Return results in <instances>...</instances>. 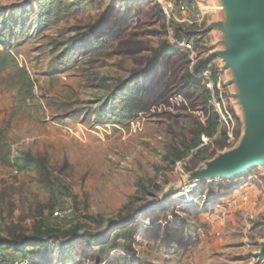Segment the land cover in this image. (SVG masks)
Here are the masks:
<instances>
[{"label":"rangeland","instance_id":"374dc122","mask_svg":"<svg viewBox=\"0 0 264 264\" xmlns=\"http://www.w3.org/2000/svg\"><path fill=\"white\" fill-rule=\"evenodd\" d=\"M239 19L0 0V240L32 253L0 264H264V162L217 172L246 119L226 89L228 115L211 104L204 76L233 71Z\"/></svg>","mask_w":264,"mask_h":264},{"label":"water","instance_id":"95a60500","mask_svg":"<svg viewBox=\"0 0 264 264\" xmlns=\"http://www.w3.org/2000/svg\"><path fill=\"white\" fill-rule=\"evenodd\" d=\"M221 5L227 17L239 15V22L225 25L240 34L235 41L236 50L228 60L235 69L245 72L250 84L238 96L246 119L245 147L237 163L221 162L217 170L235 172L264 162V0H221ZM247 97L251 100L247 101ZM202 171L193 181L201 182L213 174L204 175Z\"/></svg>","mask_w":264,"mask_h":264},{"label":"built area","instance_id":"2783aa9c","mask_svg":"<svg viewBox=\"0 0 264 264\" xmlns=\"http://www.w3.org/2000/svg\"><path fill=\"white\" fill-rule=\"evenodd\" d=\"M162 8L164 15L166 16L168 22L171 21L173 16H184L185 19L193 24H201L204 22L205 17L208 13V10L206 7L199 1V0H155ZM175 44L177 45H183L178 40L175 41ZM206 78L209 79V89L217 87L218 91L220 92V97L217 98L215 94L212 96L211 104H213L214 107L218 109L220 108L221 111L226 112L225 114L228 115V112L224 106L225 99L222 97L223 94H226L225 87H224V81L223 76H221L219 79H216L215 81H212L208 75H204ZM219 113V111H218ZM199 181H197L194 186H198ZM193 187V186H192ZM185 197L184 194H181ZM190 196V195H189ZM188 200V199H185ZM193 199L190 198V201L192 202Z\"/></svg>","mask_w":264,"mask_h":264},{"label":"crops","instance_id":"0c3cea01","mask_svg":"<svg viewBox=\"0 0 264 264\" xmlns=\"http://www.w3.org/2000/svg\"><path fill=\"white\" fill-rule=\"evenodd\" d=\"M208 10V13L205 17L210 18L211 16L215 17H227L226 13L224 12L223 6L221 5V0H199ZM231 72V73H230ZM225 75V81H224V87L226 90L230 92V101L234 102L233 104H237L240 107H242V104L240 103V100L238 98L239 94H242L243 91H246L250 88V84L247 82V75L245 72H242L237 69H233V71L230 69L229 75L228 70L224 72ZM226 94L228 93L225 91ZM250 101V97H247V101ZM244 112V110H243ZM245 115V113H244ZM228 118L231 120L230 115Z\"/></svg>","mask_w":264,"mask_h":264},{"label":"trees","instance_id":"16d2710c","mask_svg":"<svg viewBox=\"0 0 264 264\" xmlns=\"http://www.w3.org/2000/svg\"><path fill=\"white\" fill-rule=\"evenodd\" d=\"M160 6V5H159ZM160 8H161V6H160ZM161 10H162V8H161ZM162 12H163V10H162ZM177 39H178V37H176ZM179 40V39H178ZM160 52H161V50H158V49H156V50H154V59L155 58H157V57H159V55H160ZM170 52V51H169ZM217 125H218V117L216 116V114H213L212 116H211V118H210V121H209V129H206L205 127H203V126H201L200 125V131L198 132V139L199 140H201V137L203 136V135H206L207 137H213L214 136V134H215V132L217 131ZM196 147H198V145H199V142H197L196 144H194ZM195 147V148H196ZM189 149H193V147H190ZM199 152H201V151H199ZM185 158V155H180V159H184ZM79 229V227H72L70 230L71 231H69V232H67L65 235H67V236H71V235H73L74 234V232L75 231H77ZM102 237H100V239H101ZM18 244L15 242V241H12V242H5L4 240H0V252H4L5 250H13L16 254H22V255H24V254H26L25 255V259H26V261L29 259L28 258V255H32V253L30 254V253H28L27 252V249L28 248H31L30 247V245H28V246H26V248L25 249H17L16 248V246H17ZM1 264H13L12 262H10V261H8L7 259H4L2 262H1Z\"/></svg>","mask_w":264,"mask_h":264}]
</instances>
